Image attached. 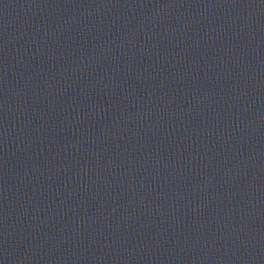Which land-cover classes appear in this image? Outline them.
Instances as JSON below:
<instances>
[{
  "label": "water",
  "instance_id": "95a60500",
  "mask_svg": "<svg viewBox=\"0 0 264 264\" xmlns=\"http://www.w3.org/2000/svg\"><path fill=\"white\" fill-rule=\"evenodd\" d=\"M0 264H264V0H0Z\"/></svg>",
  "mask_w": 264,
  "mask_h": 264
}]
</instances>
